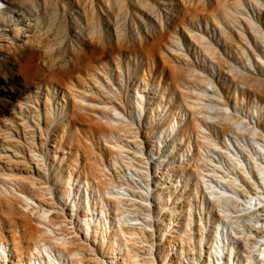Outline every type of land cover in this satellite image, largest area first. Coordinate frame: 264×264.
I'll return each instance as SVG.
<instances>
[{
    "label": "rangeland",
    "instance_id": "374dc122",
    "mask_svg": "<svg viewBox=\"0 0 264 264\" xmlns=\"http://www.w3.org/2000/svg\"><path fill=\"white\" fill-rule=\"evenodd\" d=\"M0 1L3 234L9 237L15 230L21 237L33 227L52 238L64 230L68 238L72 231L85 236L79 211L89 206L100 244L104 227L109 234L120 222L146 224L145 204L151 205L149 218L158 222L163 211L154 192L163 182L172 212L165 218L189 220L184 225L194 235L192 243L201 229L207 245L221 232L219 238L233 244L229 224L213 232L214 191L228 186L207 173L212 162H220L216 173L231 175L226 154L243 160L253 147L246 133L226 131L222 117H244L264 130V0ZM114 129L122 138L130 131L138 136L133 143L120 139L133 155L127 153L131 157L124 164L111 161L117 150L107 148L103 138L110 140ZM88 165L99 169L100 186ZM134 169H140V178ZM145 180L153 192L146 191ZM33 181L44 182L43 191L35 190ZM205 181L216 189H208ZM124 184L126 189L119 190ZM118 191L138 199L128 205L131 213L125 218L111 204ZM62 219L72 224L58 227ZM201 222L205 228L198 226ZM154 227L158 235L159 226ZM56 244L52 250L59 249ZM107 244L106 238L100 249Z\"/></svg>",
    "mask_w": 264,
    "mask_h": 264
},
{
    "label": "bare ground",
    "instance_id": "6f19581e",
    "mask_svg": "<svg viewBox=\"0 0 264 264\" xmlns=\"http://www.w3.org/2000/svg\"><path fill=\"white\" fill-rule=\"evenodd\" d=\"M0 5H2L1 1H0ZM116 115H120V113L117 112ZM258 119H259V116L257 117V120ZM220 121H223L221 123V126L224 127L226 131L228 130L231 135L232 133H234L235 131L234 129H238L241 133H246L247 136L249 135L251 137V140L253 141V147L251 149H246L245 157L243 160L238 158L237 157L238 155L235 156L233 154H230V152L228 153L226 152L227 153L226 155H228L229 157L226 160L227 161L230 160L232 163V165L230 164L232 167H230V171H228L229 173H231V175L226 174L227 176L222 178V176L220 175L221 173L218 174L215 171L220 166V162H218L219 166L215 164L217 162L211 163L212 167L210 169V172L212 174L207 173V175H212L213 178L215 177V179L219 177L218 180L221 181L222 183L223 181H226L225 183L227 184L228 187H224L225 185L224 184L222 188L219 187L220 189H216L213 184L207 183L208 178L200 175L201 177H204L207 179V181L204 182V185L205 183H207L206 186L208 187V184H209L210 188L208 187V189H216L214 191L216 195L213 192H211L213 193L211 195V193L209 192L211 196L215 195L213 202H215V204H218L217 205L218 208L215 209L218 211V218L216 219V221H214L215 224L213 226L214 228L213 232L217 233L220 231V229H222L223 224H226V223L227 225L229 224V226L232 227L233 232H234L233 236L231 233H230L231 235L229 236V237L232 236V238L234 237L233 244L230 243L229 241H228L229 243H225L224 242L225 239L224 241L220 239L219 237L221 236L219 235H221L222 233L220 231L221 233L219 235L214 234L210 237L211 238L210 243H208L207 245L206 243H203L207 235H204L203 230L199 228L198 229L201 231V232L199 231L200 233L198 232L199 237L196 240H194V243H192V237L194 235H191L189 233L187 229L189 225L188 226L186 224L184 225V223H186L189 220L186 219L185 220L186 222L184 223L183 222L180 223L177 220L178 222L174 223V222H171L170 219L165 218L164 213H168V212L172 213V212L170 211L171 210L169 207L170 205L169 206L167 205V199H164L165 196L163 197L162 195L164 194L163 193L164 191L162 192V188L163 187L169 188V186L166 184H165L166 186H163V182H162V187L157 188L156 192H154L155 194H157L156 198L161 199L159 200L158 205H159L160 210L163 211L162 217H159L158 222H155L149 218L150 217L149 207L151 205L145 204L144 202V204L147 207V208L145 207L144 208L146 209V212L149 211V213H142L143 216L140 213L141 214L140 216L143 217L144 221H147L146 224L142 222H138L136 218H133L137 222L133 221V223L132 222L125 223L126 222L125 221L123 222L124 224L120 222L117 228L113 229L112 233L110 232L111 234L110 233L108 234L107 227H104L102 230L103 240L100 244L96 243V239H97L96 236L98 233L97 229H95V231L91 229L90 221L92 220V218L88 214L89 206H87V209L79 211V214L81 215V217L83 216L84 218L83 225L80 224V229L84 230L85 236H83L82 234L78 235L76 231H72L71 234L73 235H71V238H68L70 234L66 233V231L63 229L64 231H61L58 234L59 235L58 237L52 238V237H47L45 234L41 233L38 229L31 227L30 230L27 231L25 235L21 237L16 236L14 232L15 230L14 231L9 230L10 235L9 237H7V235L3 234L2 229H0V264H264V130H263V127L262 129H259L258 126L252 125L250 122L245 121L244 117L243 118H238L235 116L234 117L232 116L230 118L222 117V119H220L219 122ZM193 128H196V126L193 125ZM119 131H120L119 129H114L110 134V137H109L110 140H108L106 136H103V138H104V141L106 142L107 148L117 150L116 153L114 152V150L112 151L115 154L113 155V158L111 159V161L113 160V163H114L116 162L115 160H120L121 162L123 161V164H124V160L127 161V159L130 158L131 156L130 157L127 156L129 155L130 150L128 149L129 151H127L125 149V143H122L121 140H125L127 142L133 143L134 141L138 140V136H136V134L134 133L131 134V131H130L129 134L126 135V137L122 138L119 135ZM136 131L133 130V132H136ZM207 136L208 135H206L205 138H207ZM212 140H209V141H212ZM204 141L207 142L206 139ZM140 145L142 146L143 144L140 143ZM199 146H202V145L199 144ZM213 146H216V145H213ZM219 150L222 151L221 149ZM223 153H225V151H223ZM130 160H128L129 163H130ZM210 160L212 159H209L206 162L208 161L210 162ZM230 161L228 163H230ZM209 162H208V166L210 164ZM130 164L128 167H130ZM128 167H126V169ZM88 168L92 172V178L95 180L96 185L100 186L101 176L98 172L99 169H93L89 165H88ZM136 169L133 170L134 172H136V176L134 175L135 177L139 176L137 174V171L140 170L138 169L137 171H135ZM219 169H221V167ZM220 171H223V170H220ZM145 174H148V173L145 172ZM199 174H201V172ZM199 174L197 176L198 178L200 177ZM148 176L149 175H147L146 177L145 176L143 177L147 178ZM124 180L126 179L124 178ZM148 180H145V182ZM103 183L104 182H102L101 185ZM127 184H126V187H127ZM142 184L143 183H141L140 185ZM32 185L35 190L41 192L43 191L42 189L45 183L44 182L36 183L33 181ZM138 186L136 187L135 190H137ZM126 187L124 184L123 187L119 186L118 189L122 190V189H126ZM149 188L151 189V185H149V181H148L146 191H148ZM128 189H130V187ZM138 190L140 189L138 188ZM142 190L143 189H141V191ZM129 191H133V190L131 189ZM133 192L132 194H134ZM136 192L138 191H135V193ZM127 193L124 194L123 192L118 191L117 193H115L114 197L112 198V203H111L113 204V209H114L115 214H119L123 217L124 215H127V212L131 213V211H128L129 210L128 205L130 203L131 205H133L134 202L132 200L136 198V197L131 198L132 196L130 197L125 196ZM185 193H188V192H185ZM175 196L177 197L178 195H175ZM183 198H186V197H183ZM127 200L129 201L128 203H127ZM168 200L170 199L168 198ZM188 201L189 200H187L186 203L189 204ZM218 202L219 203L221 202V205H219ZM138 206H141V205H138ZM76 209L77 208L74 204L73 211L74 210L76 211ZM103 209L104 207L101 205L100 211L102 214L105 211ZM134 212L136 214L135 210ZM163 214H164V217H163ZM117 217H118V220L122 219V217L120 218L119 216ZM64 218H67V217L64 216ZM213 220H215V218H213ZM164 221H167L166 225H164ZM67 222L69 224L70 223L72 224V222L69 221L68 219H62L61 221L57 223V225L58 227H66L68 225ZM202 222L198 224V226L199 225L202 226ZM106 224H107V221L105 222V225ZM154 224L159 226L158 228L159 234L157 233L158 235H153L155 227L153 229L152 226H154ZM97 225L100 226V224L98 223ZM182 225L184 226L182 227ZM207 225H209V223ZM202 227L205 228L204 226ZM227 229L229 231L232 230L230 228H227ZM104 233H106L105 236H104ZM229 237H228V240H229ZM106 238H107V243H108L107 245L109 248L104 251V249H100V245H102L106 241ZM56 243L59 245V249L52 250L53 248L51 249V246ZM62 254L65 255V259L62 258Z\"/></svg>",
    "mask_w": 264,
    "mask_h": 264
}]
</instances>
